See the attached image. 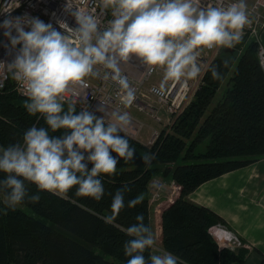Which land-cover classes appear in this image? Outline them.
Masks as SVG:
<instances>
[{"label": "clouds", "instance_id": "obj_1", "mask_svg": "<svg viewBox=\"0 0 264 264\" xmlns=\"http://www.w3.org/2000/svg\"><path fill=\"white\" fill-rule=\"evenodd\" d=\"M74 3L66 0L64 9L75 17L77 26L59 20L64 32L27 12L0 20L7 38L4 47L13 56L0 62H6L13 78L25 88L27 111L42 114L48 125L33 124L23 133V142L0 146V171L7 173L0 178V203L6 205L0 212L15 209L25 200H40L39 191L29 193L26 180L63 198L75 186L76 196L100 200L105 193L100 174L114 173L121 157L134 159L135 147L121 135L131 125L129 112L100 106L105 115L98 116L88 108L77 111L74 103L64 109L65 95L85 84L86 77L97 75L98 65L111 70L105 75L119 83L123 102L130 105L136 92L122 73L121 62L135 55L149 68H163L165 80L187 83L207 70L221 78L217 66L206 69L201 64L200 51L234 46L251 23L247 0H212L207 7L201 6V0H100L101 10L111 14L103 27L94 9ZM49 129L66 131L50 135ZM153 158L151 152L142 157L145 163ZM126 191H130L128 185L118 190L113 209L140 202L136 196L125 204ZM112 219L105 217L106 222ZM135 219L126 228L129 239L124 252L129 258L125 264H182L176 253L158 247L156 233L144 222L142 212ZM146 249L156 250L146 258Z\"/></svg>", "mask_w": 264, "mask_h": 264}, {"label": "trees", "instance_id": "obj_2", "mask_svg": "<svg viewBox=\"0 0 264 264\" xmlns=\"http://www.w3.org/2000/svg\"><path fill=\"white\" fill-rule=\"evenodd\" d=\"M243 43L226 47L228 51L211 62L222 76L214 78L208 70L195 99L177 116L176 132L160 133L151 147L121 133L135 147V157H121L114 173L100 174L105 188L100 200L76 196L75 186L63 198L26 180L29 193L39 191L41 198L0 212V264H125L126 228L137 222V213L153 228L149 188L159 174L169 178L176 196L155 205L158 247L176 253L182 264H243L244 259L222 250L210 235L217 225L230 227L227 221L188 198L202 184L264 159V72L256 41ZM221 91L222 97L217 96ZM27 99L18 94L12 79L0 92V146L23 142V133L33 124L48 127L42 114L27 111ZM69 104L64 102L65 110ZM64 131L49 129L50 135ZM149 152L154 158L145 163L140 157ZM5 175L0 171V178ZM125 185L130 188L124 192L125 204L136 196L140 202L113 209V197ZM108 216L113 217L110 222ZM154 250L146 249L145 257Z\"/></svg>", "mask_w": 264, "mask_h": 264}, {"label": "built area", "instance_id": "obj_3", "mask_svg": "<svg viewBox=\"0 0 264 264\" xmlns=\"http://www.w3.org/2000/svg\"><path fill=\"white\" fill-rule=\"evenodd\" d=\"M248 1L249 0H247V2ZM65 2L66 0H0V20H3L8 15L16 16L27 12L33 16H39L45 22L51 21L55 27L61 32H64L66 30L60 27L58 23L59 20H64L70 27L75 28L77 26L75 17L64 9ZM211 2L212 0H201V6L207 7ZM252 3L253 5L251 7L248 6L251 23L246 25L244 30L248 32L250 38L255 40L258 44V58L264 72V42L261 39L262 30H260L257 23L258 21L254 22L256 17L264 13V0H254ZM74 6L84 7L89 10L94 9L95 14L101 19L102 27L106 26L107 21L111 19L110 10H101L100 0H75ZM5 42H7V38L3 35V30L0 29V60L7 62L11 61L13 56L9 55L8 50L5 49ZM216 50L217 48L202 49L198 57L199 61L203 63L205 60V56L203 55L204 52H215ZM6 62H0V92L6 89L8 82L12 79L16 83V91L18 94L25 98H29L26 95L25 88L11 75ZM97 67L98 74L86 77V83L77 85L75 92L67 93L64 102L74 103L80 110L88 108L98 116L105 115L104 112L98 110L100 106L108 108L109 111L119 109L129 113L131 108H135L140 112L149 111L153 114L157 111L159 113L161 110H164L167 117L164 123L168 125L174 124L178 113H182L184 108L187 107L185 102L191 91L190 81L184 83L171 79L165 80L163 68H149L142 62L141 58L135 55H132L127 62H121L122 73L128 77L129 83L136 92L135 99L130 105L124 104V92L119 83L113 80L111 75H105L106 72L110 73L111 70L104 68L102 65H98ZM155 76H160L161 81L165 85H151L149 88L150 94L148 95L144 92L143 87ZM167 109L169 112H166ZM161 121L163 122V120ZM141 128L143 129L142 122L131 115V125L124 129L123 132L128 137L137 139L142 131H140ZM159 136L160 132L155 131L149 140V144L154 145ZM162 187L163 185L160 184L159 188Z\"/></svg>", "mask_w": 264, "mask_h": 264}, {"label": "crops", "instance_id": "obj_4", "mask_svg": "<svg viewBox=\"0 0 264 264\" xmlns=\"http://www.w3.org/2000/svg\"><path fill=\"white\" fill-rule=\"evenodd\" d=\"M189 200L223 217L227 234L251 245L243 264H264V159L202 184ZM152 223L158 236L154 217Z\"/></svg>", "mask_w": 264, "mask_h": 264}, {"label": "rangeland", "instance_id": "obj_5", "mask_svg": "<svg viewBox=\"0 0 264 264\" xmlns=\"http://www.w3.org/2000/svg\"><path fill=\"white\" fill-rule=\"evenodd\" d=\"M253 1L254 0H249L247 2V5L249 7H251L253 5V3H252ZM254 22H257L259 27H260V30H262L261 39L264 42V13H261V15L259 17H256ZM241 40L244 41L242 47H244V45L247 42L252 41V39L250 38V34L248 32H246L245 30H243V38ZM224 50H227L226 47H223V48L222 47H218L215 52H204L203 55L205 56V60L203 59L204 61L201 64L206 69L209 68L211 62L214 61ZM242 51H243V49H241V53H242ZM207 72H208V70L207 71H203L197 78L189 80L190 84H191L190 85L191 91H190V95L188 96V99L185 102L187 107L189 106V104L192 103L193 99H195V95L199 92V90L201 88V85L204 82V78H205ZM153 84H158V85H161V86L165 85L161 81L160 76H155L147 84H145L144 87H143L144 92L147 93L148 95L150 94L149 93V88ZM223 89L224 88H222V91H223ZM222 91L220 93H218L217 96H219V97L221 96L222 97V95H221ZM152 104L156 105L155 103H152ZM158 106H159V104H158ZM187 107L184 108V110L187 109ZM129 111H130V114L134 118H136L140 122H142V125H143V129L142 128L140 129V131L142 130L141 133L139 132L140 134L138 135L137 139H133V140L137 141L140 144H143L144 146H147V147L148 146L149 147L153 146V145L149 144V140L151 139V137H152V135L154 134L155 131H159L161 133V135H163V134H172L173 132H176V130H175V125L176 124L168 125L167 123H164V121L167 120V117H166V115L164 113V110H161L159 113L157 111L154 114L149 112V111L140 112V111H138L135 108H131ZM166 112H169V110L167 109ZM180 114L181 113H178L177 116H179ZM161 120H163V122ZM121 133L124 134L123 131ZM140 159H142V157H140ZM182 162L183 161L181 160V161L177 162L176 164H180ZM159 167H160L161 170H164L166 165H160ZM236 170H238V169H236ZM168 179L169 178H167V176L165 177L163 174H159L152 180L153 183L150 184L149 197L153 200V201L150 200V202H151V211H152L153 215H154V208H155V205L157 204V202H159V201H161L163 199H166V198H174L176 196L174 187L168 181ZM160 184L163 185L162 188H159ZM152 188H154V189H152ZM18 207H21V206L19 205ZM22 208L25 209L27 211V213L33 214L30 209L25 208V207H22ZM152 217H154V216H152ZM153 227H154V224H153ZM214 228L216 230H214V231L212 229L210 230L211 237L216 241V243L219 245V247L222 250H226L227 249V250H229V252H231V254L232 253L236 254V257H237L238 260H242V261H243V259L245 260V258L247 257L248 253L253 250L250 244L245 243L238 236L234 235L233 233L230 236L227 234V233H229L228 231L231 228V226L229 228L227 226L217 225ZM157 230H159L158 227H157ZM154 232H156L155 228H154ZM229 264H240V262L229 263Z\"/></svg>", "mask_w": 264, "mask_h": 264}, {"label": "water", "instance_id": "obj_6", "mask_svg": "<svg viewBox=\"0 0 264 264\" xmlns=\"http://www.w3.org/2000/svg\"><path fill=\"white\" fill-rule=\"evenodd\" d=\"M226 51H228V49Z\"/></svg>", "mask_w": 264, "mask_h": 264}]
</instances>
